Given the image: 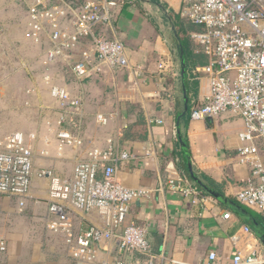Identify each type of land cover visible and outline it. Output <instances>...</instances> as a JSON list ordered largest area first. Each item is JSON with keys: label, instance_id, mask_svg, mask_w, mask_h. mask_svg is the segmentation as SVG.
I'll return each instance as SVG.
<instances>
[{"label": "crops", "instance_id": "crops-1", "mask_svg": "<svg viewBox=\"0 0 264 264\" xmlns=\"http://www.w3.org/2000/svg\"><path fill=\"white\" fill-rule=\"evenodd\" d=\"M35 1L0 0L4 30L0 36V148L8 136L21 133L35 155L31 194L26 198L0 195V264H199L212 251L222 264H230L237 251L255 250L264 257V242L245 231L249 224L244 218L193 189L177 138V117L184 107L181 42L170 19L161 15L157 21L149 19L154 9L161 13L163 9L150 0L117 2L111 22L99 26L95 35L121 40L129 67L103 65L96 71L100 64L91 38L48 60L54 25L68 33L75 28L62 0H43L54 8L55 21L44 22L36 41L30 35V6ZM64 1L74 6L73 0ZM168 4L180 9L182 0ZM181 13L177 11L180 17ZM199 50L205 66H192L195 59H186L187 71L188 63L192 66L187 80L189 111L211 92L210 80L202 71L209 57L202 47ZM84 53L91 55L89 65L94 70L79 79L73 67L83 61ZM161 62L170 65L167 75L159 73ZM53 88L82 103L76 125H64L83 141L80 146L60 145L59 121L68 109L53 97ZM244 128L242 118L233 113L196 122L182 120L194 170L236 202L238 192L257 181L250 164L240 160ZM260 145L264 163V142ZM95 149L132 157L118 162V179L128 188L150 194L130 204L126 225L147 230L150 255L123 253L112 243L102 246L93 262L78 261L70 254L66 231L54 227L59 218L49 210L50 179L39 177L38 172L51 170L60 178H70L75 166ZM170 181L193 193L172 191ZM227 212L231 213L228 220L223 218ZM71 223L74 238L91 227H104L97 212L73 210Z\"/></svg>", "mask_w": 264, "mask_h": 264}, {"label": "built area", "instance_id": "built-area-1", "mask_svg": "<svg viewBox=\"0 0 264 264\" xmlns=\"http://www.w3.org/2000/svg\"><path fill=\"white\" fill-rule=\"evenodd\" d=\"M62 4L70 12L75 30L68 33L54 25L53 46L47 53L49 61L64 56L66 50L74 48L80 40L91 38L100 64L94 68L96 71H101L103 65L129 67L126 46L121 40L95 35L99 26L111 22L116 0H87L80 6L62 0ZM181 11L182 17L196 27L190 33L193 41L209 57V64L202 71L210 80L211 92L201 105L191 109L190 121L218 118L226 113L242 118L245 128L240 139L245 145L239 149L240 160L250 164L257 181L242 188L236 199L241 205L264 214V163L260 148V142H264V0H182ZM55 13L43 0H36L30 6V35L36 41L41 37L44 22L55 21ZM3 33L0 26V36ZM83 56V61L73 67L79 79L94 70L89 65L91 55L84 53ZM169 68L167 62L158 66L161 75H167ZM52 95L68 109L59 121L62 126L58 133L60 145H82L79 136L64 129V125H76L75 118L82 103L71 100L59 88H53ZM99 121L106 123L103 117H99ZM131 158L128 153L95 149L87 160L75 166L70 178H60L51 170L38 172L39 177L50 179L49 210L59 218L54 227L66 231L74 259L93 262L99 249L112 243L123 253L151 254L147 230L126 225L130 204L150 194L147 190L128 188L119 181L118 162H129ZM34 175L33 149L27 145L23 134H11L0 148V195L28 197ZM169 185L174 192L193 193L173 181ZM73 210L86 214L97 212L104 227H91L74 238L71 235ZM230 217V212L223 216L226 220ZM245 231L253 235L250 227H245ZM199 264L222 263L212 251ZM230 264H264V257L255 250L237 251Z\"/></svg>", "mask_w": 264, "mask_h": 264}, {"label": "water", "instance_id": "water-1", "mask_svg": "<svg viewBox=\"0 0 264 264\" xmlns=\"http://www.w3.org/2000/svg\"><path fill=\"white\" fill-rule=\"evenodd\" d=\"M179 50H180V64H181L180 76H181V84H182V91L184 98V107H183V111L177 117V138L180 144L181 152L183 154L186 171L191 181L197 187L201 188L210 197L214 198L216 201L226 206L236 215L240 216L241 218H244L248 222L252 232L264 242V228L259 224V222L253 216L250 210L240 205L234 199L226 196L222 192L208 185L194 170L188 142L182 132V120L189 112V96L187 90V80H188L187 62L185 58V51L181 43L179 44Z\"/></svg>", "mask_w": 264, "mask_h": 264}, {"label": "trees", "instance_id": "trees-1", "mask_svg": "<svg viewBox=\"0 0 264 264\" xmlns=\"http://www.w3.org/2000/svg\"><path fill=\"white\" fill-rule=\"evenodd\" d=\"M74 1V0H73ZM75 1H81V3H84V0H75ZM83 1V2H82ZM120 0H116V2H119ZM172 20H173V24L176 28V31L178 33V37L180 39V42L184 48L185 51V55H186V59L191 60V59H195L192 66H205L207 64V62L205 61V59L201 58V55L203 54V52L200 49L201 46L197 45L194 43L190 33H191V28H192V24L185 18L180 17L179 15L174 14V16H172ZM192 66L191 63H188V78L191 77V71H192ZM189 83V82H188ZM188 88L190 89V85L188 84ZM190 91V90H189ZM203 103V102H202ZM202 103H194L192 104V106H190V110L191 108H193L194 106L197 105H201ZM190 115V111L188 116L184 117L185 120H187L189 118ZM183 119V120H184ZM202 179L211 187H213L214 189L225 193L217 184H215L214 182L206 179L205 177L202 176ZM191 182V181H190ZM193 185V189L206 196V197H210L205 191H203L201 188L197 187L194 183H192ZM252 214L256 217V219L258 220V222L260 223V225L264 228V214L261 213H256L252 211Z\"/></svg>", "mask_w": 264, "mask_h": 264}, {"label": "rangeland", "instance_id": "rangeland-1", "mask_svg": "<svg viewBox=\"0 0 264 264\" xmlns=\"http://www.w3.org/2000/svg\"><path fill=\"white\" fill-rule=\"evenodd\" d=\"M169 1H171V0H168V2ZM168 2H166L165 0H150V3H152L153 6L155 5L156 7L158 6V7H161L163 9V12L162 13L160 11H157L158 9H154V11H152L151 13H149V16H150L149 19H150V21H153V20H156L157 21L158 20V16L161 15L163 17L162 19H164V20H166V19L169 20L170 19V21L172 22V26L174 25L173 24V20H172V16H174V14L177 15V11L179 13V10H182V6H180V9H179L178 6H177L178 8H176L175 6H173V9H172V7L168 4ZM74 4L76 6L82 5L81 1H75V0H74ZM195 29H196V27L195 26H192L191 32L193 30H195ZM245 207L246 208H249L247 206H245Z\"/></svg>", "mask_w": 264, "mask_h": 264}]
</instances>
